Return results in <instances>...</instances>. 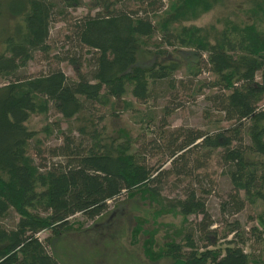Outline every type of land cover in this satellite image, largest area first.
Wrapping results in <instances>:
<instances>
[{
  "label": "trees",
  "instance_id": "trees-1",
  "mask_svg": "<svg viewBox=\"0 0 264 264\" xmlns=\"http://www.w3.org/2000/svg\"><path fill=\"white\" fill-rule=\"evenodd\" d=\"M82 1L0 0V21L5 13L18 18L10 29L0 27V264H61L44 243L53 245L72 229L70 216L94 218L122 192L149 199L161 211L180 215L185 224L190 216H200L194 225L184 226L179 240L169 238L155 253L170 258L171 264H257L253 244L249 252L246 247L254 239L264 240L263 0L248 9L250 21L225 20L220 29L191 22L222 0H130L139 10L116 6L121 0H88L90 9L97 10L75 23L78 55L67 49L58 56L72 66L76 77H68L59 67L24 74L34 52L48 51L54 17H64L67 9ZM154 37L157 41L150 42ZM149 43L194 53L189 73L196 77L205 67L213 75L201 85L211 90L206 99L218 113L215 122L228 125L205 132L179 126L161 136V124H168L172 110L164 106L157 120L160 136L137 140L124 128L110 133L105 126L98 127L95 105L113 109L128 91L144 103L161 81L174 90L176 62L152 58L142 60L148 66L137 63L138 50ZM83 49L88 58L82 57ZM83 63L90 66L88 71L82 70ZM124 108L138 110L131 101H125ZM50 111L59 118L44 125L47 135L60 129L61 120H71L78 122V138L72 129L60 131L62 143L50 152L64 161L45 166L35 161L42 153L41 140L28 122ZM144 116L147 124L154 121L153 114ZM146 151L160 154L153 165L145 161ZM194 153L198 155L192 158ZM212 156L231 184L221 212L233 215L247 205L260 204L255 217L261 228L241 229L235 219L217 237L210 229L214 223L203 196L208 190L196 175L198 188L188 185L182 196L161 195L169 176L182 181ZM45 230L49 236L39 239L37 234ZM219 239L223 248L215 244Z\"/></svg>",
  "mask_w": 264,
  "mask_h": 264
},
{
  "label": "rangeland",
  "instance_id": "rangeland-1",
  "mask_svg": "<svg viewBox=\"0 0 264 264\" xmlns=\"http://www.w3.org/2000/svg\"><path fill=\"white\" fill-rule=\"evenodd\" d=\"M256 1L222 0L221 3L191 23L204 27L213 25L220 29L225 26V20L250 21L248 9ZM118 5L128 10H139V5L130 0H121L116 6ZM96 10L90 9L88 0H83L82 5L67 9L64 17L56 15L50 24V34L47 40L48 51L34 52L32 59L22 69V72L27 75H37L45 73L53 67H59L68 77L75 78L72 66L67 61H59L58 56H61L67 49L78 55L77 39L74 33L75 23L84 14L88 12L94 14ZM138 13L141 14V11ZM17 20L18 18L5 13L0 21V27L10 29ZM156 41V37L150 40V42ZM81 55L83 58H88L89 53L83 49ZM137 58V63L142 66H148L142 64V60L151 61L152 58L158 62H176L179 67L175 74L176 86L174 90H170L167 83L161 81L155 86L152 98L144 103L137 102L128 91L124 98L115 101L113 109L95 105L93 114L98 127L105 126L110 133H115L118 128H124L137 140L142 139L143 135L146 139L151 138L153 134L160 136L157 120L163 115L164 106H171L172 110L167 116L168 124H161V136L162 133L179 126L200 129L205 132L218 126L228 125L226 121L215 122L218 113L214 110V105L206 99L211 90L201 85L204 79H212L213 75L207 72L205 67L196 77L189 73L194 69L195 62V56L191 50L187 48L172 49L164 46L155 47L154 43H149L146 49L138 50ZM89 69L88 63H83L82 70L88 71ZM125 101H131L138 110H126L124 108ZM148 113L154 115V121L149 124H147L148 118L144 116ZM58 118L59 115L56 112L50 111L47 116H32L28 122L29 127L36 131V135L41 140L42 153L40 157H35L38 164L48 166L53 162L64 161L63 157L53 156L50 152L52 148L62 143L60 131L66 133L72 129V136L78 138V133L75 130L78 125L76 121L61 120L60 129L54 128L55 130L49 135L43 131L46 123L54 122ZM142 118H144L143 121ZM196 155L198 154L194 153L192 158ZM143 156L146 162L153 165L160 154L146 151ZM205 163L203 168L184 177L182 181H178L179 178L175 176H169L164 180L166 183L161 188V195L168 198L182 196L188 185L198 188L194 178L196 175L198 180H201L202 188L208 190L203 196L208 214L214 223L210 229L216 230L217 237L223 234L227 223L235 219L239 221L241 229L249 228L252 225L261 228L255 217L256 212L261 208L260 204L258 206L247 205L243 210L233 215L221 212L220 205L223 201L228 200L231 184L228 177L222 173L215 156L206 159ZM157 205L150 202L149 199L130 198L125 192H122L116 200H108L105 210L94 218H88L81 213L70 216L69 222L72 224V229L62 233L55 239L53 245L44 243L45 248L61 264H171L170 258L159 257L155 253H158V250L169 238L179 240L184 226L189 223L194 225L200 216H190L185 224L180 215L161 211ZM5 223H9V220ZM135 228H137L136 234L133 233ZM49 234L50 231L45 230L39 232L37 237L43 240ZM150 234L153 235L151 240ZM246 236L251 237L252 235ZM215 244L222 248L225 246L224 241L220 239ZM252 244V252L258 258L257 264H264V240L257 242L254 239L251 245H247L246 251L251 250Z\"/></svg>",
  "mask_w": 264,
  "mask_h": 264
}]
</instances>
